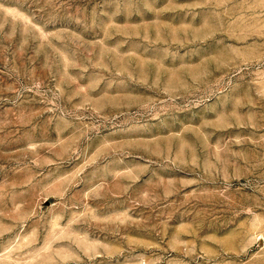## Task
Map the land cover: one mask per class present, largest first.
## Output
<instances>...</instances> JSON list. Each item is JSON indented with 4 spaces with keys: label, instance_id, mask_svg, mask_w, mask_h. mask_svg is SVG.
I'll use <instances>...</instances> for the list:
<instances>
[{
    "label": "rangeland",
    "instance_id": "374dc122",
    "mask_svg": "<svg viewBox=\"0 0 264 264\" xmlns=\"http://www.w3.org/2000/svg\"><path fill=\"white\" fill-rule=\"evenodd\" d=\"M0 264H264V0H0Z\"/></svg>",
    "mask_w": 264,
    "mask_h": 264
}]
</instances>
